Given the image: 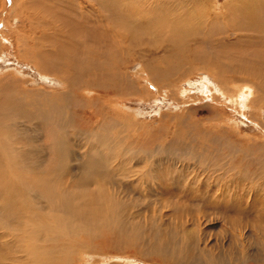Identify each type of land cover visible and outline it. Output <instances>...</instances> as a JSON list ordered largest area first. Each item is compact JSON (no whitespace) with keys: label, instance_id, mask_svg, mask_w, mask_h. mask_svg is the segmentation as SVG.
I'll list each match as a JSON object with an SVG mask.
<instances>
[{"label":"rangeland","instance_id":"rangeland-1","mask_svg":"<svg viewBox=\"0 0 264 264\" xmlns=\"http://www.w3.org/2000/svg\"><path fill=\"white\" fill-rule=\"evenodd\" d=\"M232 3L233 0H0V39L4 40V54L1 56L0 70L5 72L16 68L21 72L23 78L28 80L27 89L43 87L47 91L46 93L53 90L57 93L62 92L63 86L52 78L46 82L31 68L33 66L20 59L21 52L19 51L24 49L19 47L20 45L23 47V44L16 41L18 35L28 38L35 34L38 38L52 33L53 30L57 32V29L66 32L70 29L67 23L68 19L81 21L86 18L93 21L92 31L96 28L99 31V37L109 35V37L115 38L114 36L119 30L110 22L112 17L115 22L116 19H119L122 27L126 21L134 20V18L138 20V27L133 28L130 25L122 28V34L125 36L133 34L129 40H123L130 43L135 52L129 53L126 60H119L121 62L119 66L123 67V71L120 73L121 78H117L120 85L124 83L130 85L137 94L127 95L116 100L115 103L118 106L112 103L109 107L104 108L107 115H112L120 109L116 113L119 116L115 117V122L122 128L115 130L107 118L100 121L97 117L99 116L98 112L95 111L96 106L102 104L87 109L82 116L77 112V108H69L61 112L63 118L72 116L78 119L80 125L86 128L85 130L90 131L95 128L99 133H102L107 128L109 134L108 132L104 133L105 136L111 135L112 139L118 141L119 138L122 142L114 148L115 151L95 144L96 147L92 148L89 146V142H85L84 135L75 134L72 137V143L78 149L73 146L72 150H78L77 155L80 158L88 159L90 153V157L93 155L95 158L103 159L106 171L109 172L107 174L112 177L116 174L115 168L122 166L124 159L128 164L122 166L124 169L121 173L125 176L135 174L131 172L138 171L135 168L136 160H141L143 155H147L148 157H144L146 160L148 158L161 162L172 171L174 177L184 176L181 178L182 180L180 179L184 186H188L191 175L194 173L210 175L209 177L224 174L223 179L218 182V186L221 184L223 187L221 189L214 187L212 179L207 180L209 177L200 178L202 183L207 184L204 190L213 189L216 195H222L224 194L223 190H230L234 193L241 185L242 188L249 189L247 195L249 199L246 201L247 207L250 208L249 219L243 223V219L239 217L235 218L234 222L226 219L224 214L227 212L222 213L219 209L210 212L206 209L208 205L201 204L199 201H192L184 208L176 205V208L183 209L176 210L173 208L174 204H168L165 197L159 195L160 192L153 193L148 199V191L141 187V184L147 180H139V184H136L132 179L123 180L124 185L125 183L133 184L126 195H120L123 201L119 195H115V197L111 194V196L117 202L124 203L126 199L130 201L128 209L125 205L126 214H132L133 224L140 232L136 234L132 227H128L127 236L137 244L130 249L125 248L123 251L117 252L120 255L130 252L131 256L125 254L122 256L120 259L122 264L127 262H132L130 264H171L170 257H165L167 259L161 261L151 257L149 253L146 254V249L143 248L144 242L157 241L155 235L162 230L168 232L167 239L169 240L171 234L178 232L179 239H181L178 241L181 243L175 242V244L193 249L191 255L181 251V248L176 247L174 250L173 245L170 246L171 254L173 256L175 254L176 259L178 256L187 255L193 259L203 260L202 254L205 250L212 249L214 254L207 255L209 257L208 264H210L209 261H214L217 258L224 260L226 264H264V220L259 221L264 218L257 219L260 210L264 208V80H261L259 75L249 77L232 69L238 58L249 60V55L256 51L262 54L264 45L260 41L263 40L264 43V39L259 36L256 39H237L233 31L229 32V38H223L225 33L216 34L214 32L212 34V27H206V25L219 24L218 22L212 23L210 19L214 14H225L227 9L233 6ZM106 18L108 22H105ZM174 20L182 25H176ZM145 22L152 23V26L150 24L149 29H144L142 24ZM170 26H173L176 31L168 32L167 28ZM128 27L130 29L126 30ZM204 33L207 35V40L204 39ZM166 37L172 38L174 43L167 44ZM93 38H96L97 42L101 39L97 37V34ZM115 39L111 43L117 46L121 40ZM221 39L225 42L228 53L218 47L217 42L220 43ZM34 40L40 49H47L48 46L40 38L39 43H37L38 39ZM29 44L32 45L31 42ZM88 45L94 51L99 47L96 46L97 49H95L94 45ZM125 46L126 44L123 45V47ZM173 54L180 61L179 68L173 76L174 84L169 81L166 83L155 81L159 83L158 86L153 83L154 81L148 76V73L142 74L146 68L161 67L165 57L168 59L166 61L170 62L175 56ZM248 66L252 67V65ZM216 69H221L224 78L223 84L226 87L237 86L239 89L250 87L253 89L254 97L260 101H256L257 103L255 102L253 107L251 106L252 108L243 110L224 99L212 100L211 95L220 96V93L216 92L218 82L214 79V74L211 76ZM241 71H243L242 67ZM4 78H1L0 82H3ZM14 80L21 83L20 78H14ZM188 80L191 82L184 84ZM201 83L210 84V88L214 90L211 93H202ZM172 84H182L180 85L182 89L190 90L187 93L188 98L180 99L181 97H178L179 101H176L174 97L170 98L169 90L162 88L171 87ZM220 84L223 85L221 82ZM107 95L112 97L110 93ZM84 97L88 98L92 95H84ZM101 98L103 101L106 99L104 96ZM46 106L42 110H46ZM114 108L118 109L115 111ZM29 109L32 110V108ZM86 117H90L91 121ZM21 123L22 121L16 120L17 126L31 128V123L25 125H21ZM129 146L132 150L128 153L132 154L125 155L123 150ZM134 146H138L137 150H133ZM120 147L124 148L120 149ZM91 149L93 152L101 154L103 158L96 157L95 152L91 154ZM36 150L38 149H34L33 152ZM121 154L123 155L120 156ZM77 167L81 172L82 167L79 164ZM130 167L133 168L130 169ZM202 183L198 186L200 187ZM194 189V194H198L199 189L196 187ZM169 191L174 194L171 196L174 201L187 194L181 188H172ZM231 195L229 192L228 198L233 197ZM208 197L212 199V195ZM196 198L199 200L205 197L196 195ZM260 205L262 206L260 207ZM251 220H256V223L249 224ZM101 230L106 231V229ZM188 234L190 243L185 239ZM244 234L248 237L245 238ZM109 236L113 237V234L109 233ZM77 240L86 241L82 236ZM91 245L93 246V244ZM260 251L263 252L261 257L259 256ZM132 252L138 255H134ZM117 253L109 255L117 257ZM249 253L252 255L251 261L246 259ZM65 257H68V254ZM126 257L133 260L125 259ZM111 260L113 261V259Z\"/></svg>","mask_w":264,"mask_h":264},{"label":"bare ground","instance_id":"bare-ground-1","mask_svg":"<svg viewBox=\"0 0 264 264\" xmlns=\"http://www.w3.org/2000/svg\"><path fill=\"white\" fill-rule=\"evenodd\" d=\"M232 5L225 14L212 16L210 21L218 22L220 25H206V27H212L211 33H225L223 38H229V32L233 31L237 39H256L258 36L264 39V0H233ZM116 20L115 22L112 17L109 21L119 30L114 36L121 40V43L116 41L119 43L117 46L111 43L115 38H111L109 35L101 38L96 28L92 31L93 21L86 18L81 21L68 19L67 23L70 29L66 32L57 29V32L53 30L52 33L38 38L35 34L28 38L18 35L16 41L23 44V47L21 45L19 47L24 49L19 51L21 52L20 59L33 66L31 68L46 82L52 78L60 83L59 85L63 86L62 92L57 93L53 90L46 93L47 91L42 86V88L27 89L28 80L23 78L18 69L5 72L0 70V79L5 77V80L0 82V264H122L120 259L124 254L130 255V252L120 255L118 251H123L125 248L130 249L137 244L127 236L128 227H132L136 234L140 232L133 224L132 214H126L125 205L128 209L130 201L124 196L126 202H117L111 196V194L113 196L126 195L129 192L133 184L125 183L124 185L123 180L125 179H132L136 184H139V180H147L141 184V187L148 191V199L153 193L160 192L159 195L164 196L168 204H174L173 208L176 210L180 209L176 208V205L184 208L192 201H199L201 204H207L206 209L210 212L214 209H219L222 213L227 212L224 215L230 221L234 222V219L239 217L245 223V220L249 219L250 208L247 207L246 202L249 199L247 198L249 189L242 188V185L234 193L230 190H223L224 194L216 195L213 189L204 190L207 184L202 183V179L210 175L194 173L191 175L188 186H184V183L180 182L184 176L174 177L172 171L161 162L148 158L146 160L144 157H148L147 155H143L141 160H136V167H134L138 171L131 172L135 174L125 176L121 173L124 169L122 166L128 164L124 159L123 165L116 167V174L111 177L107 174L109 172L106 171L103 159L95 158L93 155L90 157V153L88 159L86 157L83 159L77 155L78 150H72L74 146L72 137L75 134L84 135L85 142H89L88 144L92 148L95 144L114 150L117 145L122 143L119 138L117 141V139H112L111 135H104L108 132L107 126H104L106 131H101L102 133H99L95 128L89 131L80 125L78 119L72 116L63 118L64 116L61 115L65 109L77 108V112L82 116L87 109L102 104L96 106L95 111L98 112L99 116L97 117L100 121L107 118L115 130L122 128L115 122V117L119 116L116 113L120 109L114 108L115 111L118 109L116 113L107 115L104 108L109 107L112 103L118 106L115 103L116 100L127 95L137 94L130 85L125 83L120 85L117 78H121L120 73L123 71V67L119 66L121 64L119 60H126L129 53L135 52L131 44L123 40H129L133 34L125 36L122 34V28L130 25L136 28L138 20L134 18V20L126 21L123 27L120 20ZM105 22H108L107 18ZM174 23L182 25L175 20ZM150 24L152 26V23L148 22L142 25L144 29H149ZM50 27L53 26L50 25ZM128 29L130 28H126V30ZM167 31L176 30L170 26ZM96 34L98 38H101L98 42L96 38H93ZM204 34V39L207 40V35ZM39 38L48 46L46 50L40 49L39 45L35 44L34 39H38L37 43H39ZM222 39L220 43L217 42L218 47L228 53V48ZM262 41L260 42L264 45ZM28 42H31L32 45ZM165 42L167 44L174 43L170 37H166ZM88 44L94 45L95 49H97L96 46L99 47L94 51ZM125 44L126 46L123 47ZM3 48L4 40L0 39V60L4 54ZM249 52L252 51L249 50ZM223 54L225 53L223 52ZM249 56V60L238 58L232 69L249 77L259 75L260 79L264 80V50L262 54L256 51ZM165 58V63L163 62L161 67L146 68L145 72L140 70L143 72L142 74L148 73V76L154 81L153 83L158 86L159 83L155 81L163 83L169 81L174 84L173 76L179 68L180 61L176 55L173 59L169 58L172 59L170 62H167L168 59ZM159 65L161 64L159 63ZM248 65H252V67L250 68ZM241 67L244 72L241 71ZM211 76L217 80L216 92L220 93V96L217 97L211 95L212 100L224 99L243 110L249 109L256 101L258 102L259 99L254 97L253 89L250 87L241 89L237 86L226 87L223 84L224 78L221 69H216ZM14 78H20L21 83L15 82ZM190 82L188 80L184 84ZM180 85L182 84L162 89L169 90V97H174L176 101H179L178 97L186 99L188 98L187 93L190 92V90L182 89ZM201 88L202 93H211L214 90L208 83H201ZM108 93L112 97L108 96ZM84 95H92V97L87 98ZM103 96L106 98L104 101L101 98ZM44 106L47 107L46 110H42ZM29 108L32 110L30 111ZM86 119L91 121L90 117H86ZM16 120L22 121L21 125L31 123V128L17 126ZM74 147L78 149L77 146ZM36 148L38 150L33 152ZM136 148L138 146L133 150H137ZM125 149L123 150L125 155L132 154L128 153L132 150L130 146ZM94 152L91 149V154ZM95 154L96 157L103 158L101 154L97 152ZM78 164L82 167L81 172L77 167ZM106 164L109 165V163ZM222 177L224 174L209 177L207 180L212 179L214 187L221 189L223 187L221 184L218 186V182L223 179ZM201 183L202 185L199 187L198 185ZM194 187L199 189L198 194H194ZM172 188L184 189L187 194L174 201L171 198L174 194L169 193ZM228 191L233 197L228 198ZM196 195H202L205 198L197 200ZM206 195H212V199ZM120 197L123 201L122 196ZM258 218H264V208L260 210ZM252 222L256 223V220H251L249 224ZM101 229H106V231ZM109 233H112L113 237H110ZM245 233L248 234L246 231ZM246 234L243 235L245 238L248 237ZM80 236L85 237L86 241L77 240ZM170 236V240L167 239L168 232L162 230L155 235L157 241L144 242L143 248L146 249V254L149 253L151 257L161 261L170 257L171 264H208L209 257L207 255L214 254L212 249L205 250L202 254L204 262L201 259H193L191 256L181 254L176 259L175 254L174 256L171 254L170 246L173 245L174 250L176 247L181 248V251L191 255L193 249L175 244L181 240L178 232ZM189 237L188 234L185 239L190 243ZM140 238L143 239L142 236ZM110 253H117V257L110 256ZM262 253V251L259 252L260 257ZM67 254L69 258L65 257ZM132 254L138 255L134 252ZM251 257L252 255L249 253L246 259L251 261ZM125 259H130V257ZM130 263L132 262L125 264ZM209 263L226 264L220 258L209 261Z\"/></svg>","mask_w":264,"mask_h":264}]
</instances>
